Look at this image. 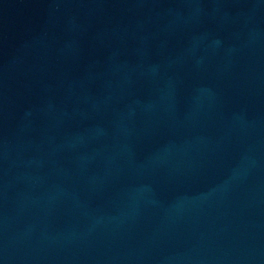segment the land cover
<instances>
[{"label":"water","instance_id":"water-1","mask_svg":"<svg viewBox=\"0 0 264 264\" xmlns=\"http://www.w3.org/2000/svg\"><path fill=\"white\" fill-rule=\"evenodd\" d=\"M0 264H264V0H0Z\"/></svg>","mask_w":264,"mask_h":264}]
</instances>
